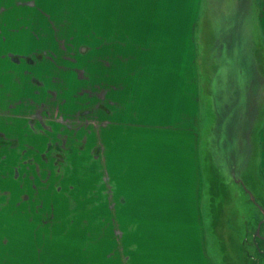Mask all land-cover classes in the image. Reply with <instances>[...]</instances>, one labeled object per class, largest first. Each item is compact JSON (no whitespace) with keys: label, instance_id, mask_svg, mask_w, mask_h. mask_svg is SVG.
I'll return each mask as SVG.
<instances>
[{"label":"crops","instance_id":"0c3cea01","mask_svg":"<svg viewBox=\"0 0 264 264\" xmlns=\"http://www.w3.org/2000/svg\"><path fill=\"white\" fill-rule=\"evenodd\" d=\"M255 1L0 0V116L13 123L6 129L22 111L31 128L46 109L33 110L38 99L49 95L73 116L63 83L76 80L38 64L86 58L91 107L88 135L80 137L102 163L104 217L119 220L130 245L163 235L194 242L110 246L116 261L192 264L191 246H198L196 260L211 264L200 189L214 166L203 140L209 127L220 128L211 137L217 161L238 182L240 108L255 106L256 75L264 74V0L262 7ZM258 135L264 176V119ZM18 248V258L0 253V264H29Z\"/></svg>","mask_w":264,"mask_h":264},{"label":"rangeland","instance_id":"374dc122","mask_svg":"<svg viewBox=\"0 0 264 264\" xmlns=\"http://www.w3.org/2000/svg\"><path fill=\"white\" fill-rule=\"evenodd\" d=\"M255 2L262 7V0ZM40 65L55 70L58 67L62 77L69 73L76 80L74 84L66 79L63 83V100L65 98V103L69 104L67 108L72 106L74 112L73 116L65 112V116L61 107L56 106L57 98L49 95L42 102L38 99L39 104L33 110L39 114L41 108L46 109L39 120L31 119V128L28 124L30 112L22 111L9 129L6 128L12 122L6 123L0 116V183L4 185H0V253L8 256L12 253L18 258V246H24L23 256L29 264H124L120 257L118 261L112 258L117 252L106 249L141 246L142 243L132 245L131 241L130 245L119 232V220L104 217L106 188L102 163L94 161L91 147L83 145L86 138L80 137L88 135L86 109L91 103L87 91L88 60L46 59ZM258 73L254 99L249 102L250 105L255 102V106L246 104L245 113L240 108L244 123L237 156L239 170L233 173H237L238 182L235 179L230 182L227 169L218 164L215 140L211 137L216 139L212 134L220 128L209 127L203 140V148L213 152L209 164L214 166L213 171H205L200 189L211 264H264V176L259 168L258 135L264 119V74L262 69ZM31 75L39 78L37 74ZM78 106L80 116L75 112ZM76 130L80 138L74 135ZM66 134L73 135L67 140L63 138ZM215 165L222 169V175L215 171L218 169ZM16 180L25 183L20 185ZM142 238L145 244L142 246L147 243L148 246L152 243L177 246L188 244L191 236L183 241L167 235ZM197 248L191 246V262L205 264L196 260ZM187 250L190 253V249Z\"/></svg>","mask_w":264,"mask_h":264},{"label":"flooded vegetation","instance_id":"af4514ba","mask_svg":"<svg viewBox=\"0 0 264 264\" xmlns=\"http://www.w3.org/2000/svg\"><path fill=\"white\" fill-rule=\"evenodd\" d=\"M36 118H37V116H36Z\"/></svg>","mask_w":264,"mask_h":264}]
</instances>
